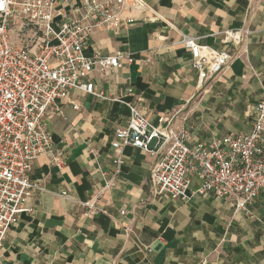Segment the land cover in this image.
<instances>
[{
	"label": "crops",
	"instance_id": "1",
	"mask_svg": "<svg viewBox=\"0 0 264 264\" xmlns=\"http://www.w3.org/2000/svg\"><path fill=\"white\" fill-rule=\"evenodd\" d=\"M143 1L150 12L123 11L133 18L129 26L94 30L87 56L120 51L133 58L108 77L92 72L95 89L122 96L131 87L126 100L138 99L154 124L163 117L185 129L190 145L249 132L264 94V0ZM231 29L249 34L228 46L229 65L199 85L182 36L221 49L222 33ZM59 105L61 115L46 118L52 150L32 163L29 178L37 186L28 211L6 232L3 264H264V195L250 214L235 212L231 196L156 197L149 175L161 150L126 145L115 173L111 142L126 125L128 107L76 89ZM55 152L62 166L52 161ZM198 184L192 177L189 189ZM88 200L96 211L82 205Z\"/></svg>",
	"mask_w": 264,
	"mask_h": 264
},
{
	"label": "built area",
	"instance_id": "2",
	"mask_svg": "<svg viewBox=\"0 0 264 264\" xmlns=\"http://www.w3.org/2000/svg\"><path fill=\"white\" fill-rule=\"evenodd\" d=\"M127 7L151 11L143 0H0V250L9 227L29 209L25 202L37 186L29 178L32 163L52 150L46 118L61 115L59 104L73 89L128 107L126 125L115 129L111 142L117 154L115 173L126 145L151 153L161 150L149 175L154 196L182 201L195 195L231 196L235 212L250 214L254 199L264 195V94L255 103L249 132L190 145L185 129L171 127L163 117L154 124L140 112L138 99L126 100L134 94L131 87L122 96L95 89L89 79L92 72L108 77L124 58L133 60L120 51L85 54L94 30L124 28L133 22L122 15ZM248 34V29L223 31L221 42L226 46L221 49L182 36L199 85L229 65L233 58L228 46H239ZM72 107L77 109L75 104ZM52 161L64 163L60 152L53 153ZM192 177L199 182L193 190L189 189ZM82 205L97 210L89 200Z\"/></svg>",
	"mask_w": 264,
	"mask_h": 264
},
{
	"label": "rangeland",
	"instance_id": "3",
	"mask_svg": "<svg viewBox=\"0 0 264 264\" xmlns=\"http://www.w3.org/2000/svg\"><path fill=\"white\" fill-rule=\"evenodd\" d=\"M12 33V32H11ZM12 39L14 40V34L12 33Z\"/></svg>",
	"mask_w": 264,
	"mask_h": 264
}]
</instances>
